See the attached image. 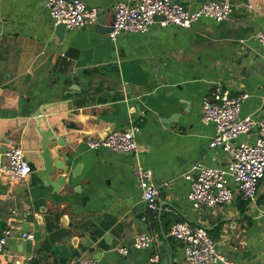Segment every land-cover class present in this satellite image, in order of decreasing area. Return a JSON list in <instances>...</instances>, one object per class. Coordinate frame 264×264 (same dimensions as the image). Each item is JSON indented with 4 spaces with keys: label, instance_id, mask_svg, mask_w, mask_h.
Returning <instances> with one entry per match:
<instances>
[{
    "label": "crops",
    "instance_id": "obj_1",
    "mask_svg": "<svg viewBox=\"0 0 264 264\" xmlns=\"http://www.w3.org/2000/svg\"><path fill=\"white\" fill-rule=\"evenodd\" d=\"M46 1L0 0V165L7 162L5 151L18 146L31 167L21 180L0 173V236L6 228L13 232L0 264H29L26 254L41 264L80 257L94 264H184L183 244L169 233L178 221L205 227L232 264H263L264 177L254 206L235 190L228 204L194 208L184 175L195 163L226 162L220 147H209L215 127L202 115V100L216 83L248 93L240 116L264 118V59L255 38L264 0H228L226 19L202 17L188 28L155 19L147 31L115 40L108 32L118 0H83L107 14L104 21L98 28H66L61 38ZM204 1L180 3L193 10ZM38 125L63 139L62 146L52 144L69 154L68 173L79 165L78 175L66 180L68 191L53 192L34 173V164H42ZM130 126L135 153L87 145ZM256 136L254 130L239 139ZM136 162L152 171L160 188L154 210L145 208ZM22 231L33 239L21 238ZM143 232L152 239L135 253L128 242ZM123 246L127 254L120 253Z\"/></svg>",
    "mask_w": 264,
    "mask_h": 264
},
{
    "label": "built area",
    "instance_id": "obj_2",
    "mask_svg": "<svg viewBox=\"0 0 264 264\" xmlns=\"http://www.w3.org/2000/svg\"><path fill=\"white\" fill-rule=\"evenodd\" d=\"M46 6L53 24L64 23L66 28L94 25L100 14L99 8L89 7L83 0H47ZM247 6L252 8L250 4ZM231 10L232 3L228 0H207L193 10L174 0H118L112 5V24L108 36L115 40L123 32H145L154 24L155 16L161 17L158 22L162 26L188 28L202 17L224 20ZM255 38L262 47L261 56L264 59V24L256 32ZM247 97L248 93L245 91L234 94L222 84L216 83L202 100L203 119L213 123L215 127L209 147H220L225 152L226 162L222 166L213 167L195 163L184 175L189 181L187 199L194 208L228 204L233 200L235 190H239L241 198L249 206L256 203L257 186L264 177V118L256 120L250 115L240 116L241 104ZM254 130L257 136L253 142L239 139L243 134H251ZM87 145L91 149L135 153L138 148L136 128L130 126L104 133L89 139ZM5 157L7 162L0 165V173H5L9 179L21 180L30 173V164L20 147L6 150ZM133 174L143 200L148 202V208L156 209L160 188L153 182L152 171L136 162ZM12 233L10 228L3 230L0 236V255ZM169 233L183 244L184 264H232L201 225L178 221L171 224ZM20 237L32 240L34 235L32 232L22 231ZM151 239L145 232L138 233L133 245L142 248ZM119 251L127 254L129 249L123 246ZM24 259L29 264H41L30 254H26ZM150 260L157 261V256H152ZM68 264H94V261L80 257Z\"/></svg>",
    "mask_w": 264,
    "mask_h": 264
},
{
    "label": "water",
    "instance_id": "obj_3",
    "mask_svg": "<svg viewBox=\"0 0 264 264\" xmlns=\"http://www.w3.org/2000/svg\"><path fill=\"white\" fill-rule=\"evenodd\" d=\"M175 2H180L181 0H174ZM107 14L103 13L98 16L96 20V27L98 28L99 25L104 21V17ZM160 16H155L154 19H160ZM111 29V27H110ZM55 33L58 35L59 38H61L66 30V26L64 23H58L54 27ZM40 115V112L34 111V116ZM36 132L38 135V145L40 149V156L42 158V164L37 165L34 164L33 170L35 175L40 179L43 186H47L52 189L53 192L58 191L62 186L65 187V189L68 191L70 188V185L66 182L69 177L74 178L78 175V167L79 165L75 166L70 173H68L70 169V164L68 162L69 154L67 152H60L58 151V148L56 150L53 149V141L56 140V143L59 146H62L64 143L62 142L61 137H56L54 135V132L52 128L46 127H40V125L37 126ZM58 154L60 157H54L53 155ZM53 175H56L54 179H52ZM73 188V187H72ZM148 202H145V208H147ZM136 217H138V214H136ZM62 219V218H61ZM27 224V222H25ZM26 229V228H25ZM135 237L132 238L128 242V245L130 246L131 250L133 252H137L138 248H135L133 246V241ZM152 242H150L151 244ZM126 264V262H124Z\"/></svg>",
    "mask_w": 264,
    "mask_h": 264
}]
</instances>
